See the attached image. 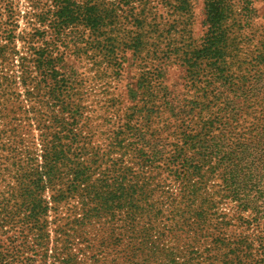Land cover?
Masks as SVG:
<instances>
[{
    "label": "trees",
    "instance_id": "16d2710c",
    "mask_svg": "<svg viewBox=\"0 0 264 264\" xmlns=\"http://www.w3.org/2000/svg\"><path fill=\"white\" fill-rule=\"evenodd\" d=\"M148 1L0 0V264H264V33L248 72L234 60L255 0H206L211 77L181 100Z\"/></svg>",
    "mask_w": 264,
    "mask_h": 264
},
{
    "label": "rangeland",
    "instance_id": "374dc122",
    "mask_svg": "<svg viewBox=\"0 0 264 264\" xmlns=\"http://www.w3.org/2000/svg\"><path fill=\"white\" fill-rule=\"evenodd\" d=\"M147 3V23L149 24L145 26L147 30L146 47L153 48L156 45H160L164 50H167L166 55H164L161 60H158L161 64L162 83L166 85L168 89L174 90L175 94H178L180 100L190 98L193 92L192 89H194L195 85L200 83L204 84L205 79L211 77L210 73L212 72V64L207 65L209 62L208 58H202L201 55L199 58L195 59V57L198 56L197 50L206 38V32L208 31L205 7L206 0H188V5L184 9V14L181 16H178L172 11L171 2L163 1L161 3L160 0H149ZM252 7L256 14L255 21H253L252 24L254 29L258 30L257 35L254 37V41L248 44V46L247 44L240 43V46L243 47L238 56L234 59L236 64L241 65L246 72H248L252 66V61L250 62V60H252V55H254L253 50L257 46L256 39L259 38V34L264 33V0H255ZM186 54H188V56H186ZM187 57L196 60V64L193 68L188 66L191 61H187ZM143 60L144 58L139 54H131L128 57L127 66H125L122 71L121 78L113 79L112 81L111 79L108 80L111 87L110 90L114 86L123 88L127 82L136 81ZM146 60L148 61L149 59L147 58ZM210 60V62H212V58H210ZM77 66H79V71H83L84 74L89 77L92 76L93 69L88 59H82L77 63ZM208 70L209 72H207ZM201 71L206 74L205 77H198L194 74L195 72L199 74ZM197 77L199 80L193 81ZM102 82L103 81L98 82L96 80H89L88 86L86 87H88L87 90L91 94L87 99V103L90 106L99 102V98H103V94H101L100 91L103 86H105L103 84L106 83ZM95 142L96 141H94V143ZM5 155L6 154L0 151V173L4 175L6 174V170L4 169L5 165L3 163ZM211 183L213 184L212 180ZM3 184L4 182H1V188H4ZM259 230L260 228H258V231ZM251 232L256 233V230H252ZM49 247L50 252H52V244H50Z\"/></svg>",
    "mask_w": 264,
    "mask_h": 264
}]
</instances>
